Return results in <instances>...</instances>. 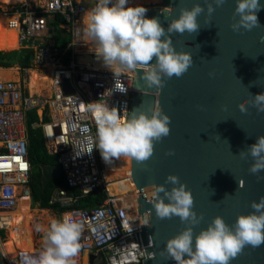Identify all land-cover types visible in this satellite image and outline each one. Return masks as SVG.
<instances>
[{"label":"water","instance_id":"water-1","mask_svg":"<svg viewBox=\"0 0 264 264\" xmlns=\"http://www.w3.org/2000/svg\"><path fill=\"white\" fill-rule=\"evenodd\" d=\"M193 3L204 6L203 0H161L159 5L145 7L146 16L157 18L166 30L170 20L179 16V8L190 9ZM259 3L262 7L257 16L261 26L251 31L232 30L230 26L238 20L234 14L236 4L235 0H225L211 16L202 14L197 18L198 33L170 34L175 50L191 53L193 64L181 77L165 78L161 89L148 88L141 79L142 70L134 72L135 91L128 117L136 109L150 115L151 109L160 108L171 119L170 134L155 142L152 157L143 163L131 159V177L138 192L137 210L144 224L151 211L149 226L141 225L146 253L142 264H176L160 253L168 239L189 226L181 223L179 217L157 218L149 203L156 199L157 185L163 184L169 191L173 187L165 184L167 175L179 177L193 196V210L202 215L199 225L193 227L194 236L216 216L233 226L238 215L253 211L252 201L259 202L264 196V179L248 171L254 161L246 153L258 136H264V112L251 106L253 97L264 93V0ZM88 6H94V0ZM48 32L52 33V29ZM21 56L19 48L3 61L17 66ZM63 87L65 92L74 90L69 82ZM245 100L249 101L248 110L242 113L238 105ZM169 150L174 155H167ZM241 151H245L243 158ZM258 175L264 177V171ZM61 177L63 170L58 164H41L43 187ZM240 180L243 187H239ZM159 195L163 197V193ZM95 259L96 254H89L90 264ZM230 264H264V245L246 247Z\"/></svg>","mask_w":264,"mask_h":264},{"label":"built area","instance_id":"built-area-1","mask_svg":"<svg viewBox=\"0 0 264 264\" xmlns=\"http://www.w3.org/2000/svg\"><path fill=\"white\" fill-rule=\"evenodd\" d=\"M91 0H18L16 22L18 42L21 46L31 47L34 57L43 66L50 67L51 84L49 93L42 89L32 93L25 89L20 81L0 80V254L8 264H20L22 253L38 255L43 247L34 243L33 249H18L13 257L3 251L2 240L8 229L11 213L17 208L22 198L29 199L32 208L29 177L31 163L28 157L27 114L35 110L39 121L33 127L42 128L45 144L49 154L56 156L57 164L63 170V177L70 189H78L79 194L68 193L64 187H57L50 198V203L59 209H53L60 220L65 214L83 224L80 243L81 250L75 257L76 264L86 253L96 254L93 264L100 258L105 264H142L146 257L141 238L140 213L135 203L133 206L125 201V194H115L104 173V164L99 150L94 147L97 127L94 117L86 111L88 103L106 104L115 107L122 119L128 118L133 87L134 72L126 71L120 75L118 82L125 88L121 93L114 90L116 78L107 68L87 65L80 61L82 46L93 43L86 39L85 26L90 10ZM0 2H2L0 0ZM161 2V1H160ZM146 6L140 0H128V6ZM56 15L63 19L62 26L71 32V41L65 47H57L49 33V22ZM80 46L81 48H79ZM70 50L68 60L64 57ZM89 56L97 57L95 52ZM69 82L72 92L64 91V83ZM83 86H88L87 93ZM93 99L95 101H93ZM107 102V103H106ZM47 117V120L44 117ZM87 145L88 152L77 150ZM120 180H117V182ZM100 191L105 196L101 203L93 207L74 206L81 196L93 195ZM47 222V228L50 222ZM35 217V224L37 223ZM130 225V228L127 227ZM3 231V234H1Z\"/></svg>","mask_w":264,"mask_h":264},{"label":"clouds","instance_id":"clouds-1","mask_svg":"<svg viewBox=\"0 0 264 264\" xmlns=\"http://www.w3.org/2000/svg\"><path fill=\"white\" fill-rule=\"evenodd\" d=\"M224 3L225 0H203L204 6L193 3L190 9L180 7L179 16L171 19L165 30L157 18H147L148 9L143 6H128V0H96L88 14L85 35L96 45V56L116 78L114 90L126 92L118 78L126 71L138 69L142 70L141 79L148 88L161 89L165 78H179L193 64L191 53L175 50L170 34L198 33L197 18L202 14L211 16ZM235 4L234 14L238 20L230 26L234 32L241 28L251 31L261 26L257 16L262 7L259 0H235ZM248 104L247 100L240 103L239 110L247 112ZM251 106L257 112H264V93L255 95ZM86 111L94 117L97 127L92 149H98L106 163L121 157L137 163L146 162L154 153L155 142L170 134L171 119L160 108L151 109L150 115L136 109L126 119L121 118L115 107L109 108L106 104L88 103ZM87 148L84 145L77 150L84 153L90 151ZM246 153L254 161L248 171L264 179L258 175L264 171V136H258ZM167 155H174V152L169 150ZM240 156L243 158L245 151H241ZM238 183L243 187L241 180ZM165 184L173 187L169 191L163 184L157 185L156 199L149 202L155 216L161 220L179 217L181 223L189 225L166 241L160 253L165 259L171 258L176 264H230L246 247L255 249L264 245V196L259 202L252 201L253 211L238 215L233 226L216 216L194 236L193 227L199 225L202 215L193 210L190 190L174 174L166 176ZM159 193H163V197ZM148 214L145 226H149L151 211ZM35 230L43 233V250L35 256L22 253L20 264H76L75 257L81 250V222L65 215L60 220L53 219L47 229L36 225Z\"/></svg>","mask_w":264,"mask_h":264},{"label":"bare ground","instance_id":"bare-ground-1","mask_svg":"<svg viewBox=\"0 0 264 264\" xmlns=\"http://www.w3.org/2000/svg\"><path fill=\"white\" fill-rule=\"evenodd\" d=\"M4 3H13L18 0H1ZM161 0H142L146 5H151L153 3H160ZM15 13V12H14ZM16 22V15H6L0 12V48L5 47L3 44L8 40L12 34L17 30V25L13 24ZM12 23L15 27V31H11L8 28V25ZM86 39L89 38L86 36ZM96 45L94 43H86L82 46V53L95 52ZM87 53V54H88ZM80 61L86 63L87 65H93L99 68H107L104 66L102 59L95 57L94 60H82ZM49 67V66H48ZM108 69V68H107ZM12 77L19 79L18 71L15 68H1L0 67V80H10ZM51 73L40 74L35 70H31L27 79V87L32 93H40L42 89H47L49 92L51 84ZM15 80V79H11ZM16 81V80H15ZM107 103V102H106ZM104 166V173L107 180H115L121 178L120 181L111 183L109 185L110 190L115 194H124L125 201L128 204H131L133 208L130 213L135 211V203L138 196L137 188L131 177V159L126 157H121L120 159H113L111 163H106L102 159ZM129 192H127V190ZM48 210L46 209H36L32 208L29 205L28 198H22L18 202L17 208L11 213V219L8 225V234L6 240L2 244L3 251L8 257H13L18 251L21 250H31L34 245V235H35V217L36 215L47 216ZM67 215V214H65ZM51 218L49 217L48 220ZM46 222L47 219H44ZM44 222V224H45ZM85 263L88 264V258L86 253Z\"/></svg>","mask_w":264,"mask_h":264},{"label":"trees","instance_id":"trees-1","mask_svg":"<svg viewBox=\"0 0 264 264\" xmlns=\"http://www.w3.org/2000/svg\"><path fill=\"white\" fill-rule=\"evenodd\" d=\"M63 19L56 15L49 22V26L52 29L51 37L54 44L57 47L65 48L71 41V32L67 29L61 27ZM8 28L11 31L16 30V27L10 23ZM19 43H17L18 45ZM8 47L6 49H0V67H11L7 62H4L3 59L10 58L15 55L16 50L9 51L11 49L17 48ZM8 50V51H4ZM70 54L68 49L64 60L67 61ZM21 59L19 61V66L21 69H27L32 66V61L34 58V50L31 47H23L21 49ZM47 120V117H44ZM39 118L35 110L29 111L27 114V137H28V157L31 163V171L29 177V188L31 193L32 206H37L39 208H48V209H59L57 205L51 204L50 198L53 191L57 187H64L67 189L68 193L74 192L79 194L78 189H70L67 187L64 177L54 179L48 183L46 187L41 185V164H57L56 156L49 154L45 144V139L43 136L42 128L40 126L33 127L34 124L38 123ZM104 194L100 191H96L93 195L81 196L77 199L74 206L77 208L80 207H93L102 202ZM3 234V231H1ZM3 262V260H2ZM97 264H105V260L102 259Z\"/></svg>","mask_w":264,"mask_h":264},{"label":"rangeland","instance_id":"rangeland-1","mask_svg":"<svg viewBox=\"0 0 264 264\" xmlns=\"http://www.w3.org/2000/svg\"><path fill=\"white\" fill-rule=\"evenodd\" d=\"M140 2H142V0H140ZM17 11H18L17 10V5H14L13 3L9 4V3L0 2V12L4 13L6 15H15L17 13ZM12 43H19L18 42V29L12 34V38H9L8 40L5 41V43L3 44L5 47H2L0 49H6L8 47H12L11 46ZM78 47L81 48L80 46H78ZM19 48H21V49L23 48L22 46L20 47V43L17 45V48L11 49L9 51L16 50V49H19ZM4 51H8V50H4ZM89 57L90 58H94V57H91V56H89ZM3 68H5V67H3ZM7 68H15L18 71V76H19L18 81H20L21 85L25 89H28V87H27L28 86L27 85V79H28V76H29V73H30L31 70H35V71H37L40 74H45L46 72L49 73V71L51 69L50 67L43 66L40 62H38L36 60L35 57L33 58L32 66L30 68L21 69L19 65L12 66V67H7ZM83 87L85 88L87 93H91V90L89 89L88 86H83ZM93 101H95V100L93 99ZM95 102L97 103V101H95ZM117 180H121V178L115 179V182H117ZM108 181H111V180H108ZM129 190L130 189H128L127 192H129ZM126 194H128V193H126ZM135 200H136V198H135ZM32 208L41 209V208H39L37 206H32ZM46 209L48 210L49 217L51 218L53 213H51L49 210H52V211H54V210L53 209H48V208H46ZM54 214H56V213L54 212ZM36 218H37L38 221H37L36 224H33L34 228L36 227V225H41L43 228L46 229V226L45 227L43 226V224L45 222L43 217L40 216V215H36ZM7 234H8V230L4 233V237L2 238V240H6ZM42 237H43V233L42 232H37L35 230L34 242H37L38 247H43L42 246L43 245ZM2 260H3V262H2ZM0 264H8L7 260L5 258H3L1 256V254H0Z\"/></svg>","mask_w":264,"mask_h":264},{"label":"crops","instance_id":"crops-1","mask_svg":"<svg viewBox=\"0 0 264 264\" xmlns=\"http://www.w3.org/2000/svg\"><path fill=\"white\" fill-rule=\"evenodd\" d=\"M63 28H65V29H67L68 27L67 26H62ZM10 38H12V36L10 37ZM17 45V43H12L11 44V46L12 47H15ZM88 53V52H87ZM87 53H83V54H81L80 55V58H82V60H87L88 59V61L89 60H94L95 61V58H90L89 57V55L87 54ZM11 79H15L16 81H18V79H16L15 77H12ZM9 80V79H8ZM47 90V89H46ZM49 93V92H48ZM31 203H32V201H31ZM32 205V204H31ZM42 209H44V208H41V210ZM47 210V209H46ZM51 213H53L52 214V217H51V219H53L54 217H56L57 215L56 214H54V211H52V210H49ZM43 219H47V221L45 222V224H43V226L45 227L46 226V229H47V222L49 221L48 219H49V214H47V216H43ZM35 243V242H34ZM43 246V245H42ZM81 264H86L85 263V255H83L82 256V258H81Z\"/></svg>","mask_w":264,"mask_h":264},{"label":"flooded vegetation","instance_id":"flooded-vegetation-1","mask_svg":"<svg viewBox=\"0 0 264 264\" xmlns=\"http://www.w3.org/2000/svg\"><path fill=\"white\" fill-rule=\"evenodd\" d=\"M127 195V194H126ZM98 258H100L98 261L100 262L101 260H102V257L100 256V257H98Z\"/></svg>","mask_w":264,"mask_h":264}]
</instances>
